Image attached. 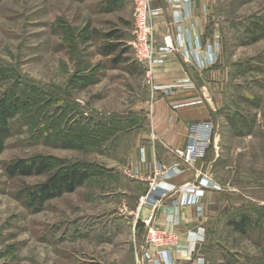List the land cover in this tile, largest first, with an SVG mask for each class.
Segmentation results:
<instances>
[{"label": "rangeland", "instance_id": "374dc122", "mask_svg": "<svg viewBox=\"0 0 264 264\" xmlns=\"http://www.w3.org/2000/svg\"><path fill=\"white\" fill-rule=\"evenodd\" d=\"M203 9L204 30L195 34L213 58L200 71L214 93L216 132L199 161L212 184L203 215L194 208L205 239L179 253L197 264H264V0H208ZM134 12V0H0L8 128L0 138V264H142L143 250L155 249L143 223L153 210L135 216L149 174L132 170L146 153L154 168L176 163L182 172L192 163L152 158L151 109L167 96L152 95L129 44ZM108 44L115 49L103 53ZM20 158L48 168L8 177L6 164ZM72 166L87 172L73 191L36 210L19 198Z\"/></svg>", "mask_w": 264, "mask_h": 264}, {"label": "built area", "instance_id": "2783aa9c", "mask_svg": "<svg viewBox=\"0 0 264 264\" xmlns=\"http://www.w3.org/2000/svg\"><path fill=\"white\" fill-rule=\"evenodd\" d=\"M135 2V24L133 29V39L130 45L137 60L144 68L145 76L150 84L152 95L158 93L166 97L175 89L171 85H160L153 80L154 66L162 63L168 54H177V49L172 42L170 46L166 42L167 33H173L177 42V47L182 57L191 61L195 69L201 70L209 66L213 61L212 54L206 51L202 45L199 34L191 33L189 30H183L180 23L183 18L187 17L191 0H164L163 5H155L156 0H134ZM168 5L171 7L168 10ZM166 13L168 20L166 21L167 32L163 36V44L156 47L154 39L155 18ZM172 27L176 31L173 32ZM172 31V32H171ZM188 81V80H186ZM207 100L206 96L184 101L181 105H195ZM216 132L213 120L208 118L193 121L188 125V133L186 143L179 147L169 150L184 164H191L194 159L202 157L210 148L214 133ZM142 168L135 167L131 175L141 177L142 171L147 170L148 176L142 180L147 181L148 188L139 198V204L135 216L140 218L142 208L152 209L148 217L144 218L143 223L147 227L146 238L149 244L154 246V250H143L140 255V263L144 264H174L169 251L178 248V235L175 232L168 231L156 226L155 218L158 209L166 200L175 207L192 205L196 210L197 216L203 215V201L201 198L212 184L207 178L198 174L196 181L187 182L178 186L170 185L166 182L167 178L172 177L180 172L179 165L176 163L172 166L159 164L154 168L149 162L142 157ZM178 193L175 195L174 193ZM175 195V197H174ZM154 208V209H153ZM155 253V254H154Z\"/></svg>", "mask_w": 264, "mask_h": 264}, {"label": "crops", "instance_id": "0c3cea01", "mask_svg": "<svg viewBox=\"0 0 264 264\" xmlns=\"http://www.w3.org/2000/svg\"><path fill=\"white\" fill-rule=\"evenodd\" d=\"M207 2L208 0H191L188 15L180 23L181 29L189 30L194 34L203 32L207 20V11L203 9V5H207ZM159 3L163 5L164 0H159ZM167 20L168 15L166 13L155 18L154 39L156 47L163 44V36L168 29ZM172 30L174 31L175 28L172 27ZM205 71L195 69L189 59L181 57L178 53L168 54L164 62L154 68L153 75L156 83L171 85L175 89L167 98H158L152 105V126L156 136L154 142L157 144L155 145V153H152V158L154 154L158 160L172 164L175 158L169 150L186 143L189 123L195 119L212 117L213 107L210 96L214 93L212 87L205 83L207 78ZM187 79L193 81V84L185 83ZM203 96H206L207 100H203L200 104L181 105V102L187 100L188 97L200 98ZM147 154L145 155L146 159L150 160ZM200 158L194 159L192 165L186 167L182 172L167 178L166 182L174 185L196 181L197 175L204 169L202 165L200 166ZM207 197L203 200L204 207L208 202ZM200 221L201 223H198L192 205L174 207L169 205L168 200H166L158 209L155 218L156 226L173 230L178 235V248L171 252L174 264H197L194 255L188 258L184 255L185 253L179 252L187 250L188 243L195 249L205 239V226L202 220ZM196 255H199V252Z\"/></svg>", "mask_w": 264, "mask_h": 264}, {"label": "trees", "instance_id": "16d2710c", "mask_svg": "<svg viewBox=\"0 0 264 264\" xmlns=\"http://www.w3.org/2000/svg\"><path fill=\"white\" fill-rule=\"evenodd\" d=\"M115 49V45L108 44L102 49L103 53H109ZM118 59H115L116 62ZM2 120L0 122V138L8 132L6 125L7 108L5 97L0 102ZM48 164L39 158L17 159L6 164L5 173L8 177L42 175L46 172ZM87 172L81 167L72 166L61 173H52L42 183L35 188H24L20 197L24 200L26 206H35L34 210L41 207L42 203L50 198L57 197L64 192H71L77 186L82 184L86 178Z\"/></svg>", "mask_w": 264, "mask_h": 264}, {"label": "bare ground", "instance_id": "6f19581e", "mask_svg": "<svg viewBox=\"0 0 264 264\" xmlns=\"http://www.w3.org/2000/svg\"><path fill=\"white\" fill-rule=\"evenodd\" d=\"M171 32H172V31H171ZM166 42H167L170 46H172V42H174L178 54L182 57V55L180 54V51H179V49H178V47H177V42H176V39L174 38L173 33H167Z\"/></svg>", "mask_w": 264, "mask_h": 264}]
</instances>
